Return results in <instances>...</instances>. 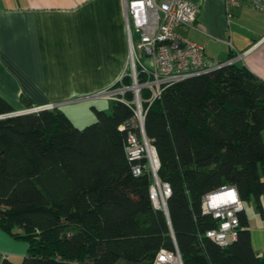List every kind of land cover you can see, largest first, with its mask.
Returning a JSON list of instances; mask_svg holds the SVG:
<instances>
[{
	"label": "trees",
	"instance_id": "trees-1",
	"mask_svg": "<svg viewBox=\"0 0 264 264\" xmlns=\"http://www.w3.org/2000/svg\"><path fill=\"white\" fill-rule=\"evenodd\" d=\"M113 86H132L128 69ZM151 95L139 90L157 178L170 188L167 216L150 200L149 173H132L146 161L125 155L130 129L119 128L134 117L133 91L116 94L109 113L93 108L83 128L58 108L7 117L16 109L0 96V229L27 244L20 263L0 264H151L174 243L183 264H264L244 209L262 213L264 202V81L234 62ZM20 103L36 107L24 96ZM226 186L243 211L236 241L221 247L204 235L217 223L201 200Z\"/></svg>",
	"mask_w": 264,
	"mask_h": 264
},
{
	"label": "crops",
	"instance_id": "crops-1",
	"mask_svg": "<svg viewBox=\"0 0 264 264\" xmlns=\"http://www.w3.org/2000/svg\"><path fill=\"white\" fill-rule=\"evenodd\" d=\"M190 1L199 8V30L181 27L177 34L201 46L211 61H234L264 81V12L242 5L229 16L222 0ZM123 5L124 0H0V96L15 109L22 96L36 107L102 98L109 113L111 99L94 95L118 83L128 68ZM260 177L264 182V167ZM258 214L262 224L255 240L247 218L252 247L263 254L264 202ZM26 253L24 241L0 229V263Z\"/></svg>",
	"mask_w": 264,
	"mask_h": 264
},
{
	"label": "built area",
	"instance_id": "built-area-1",
	"mask_svg": "<svg viewBox=\"0 0 264 264\" xmlns=\"http://www.w3.org/2000/svg\"><path fill=\"white\" fill-rule=\"evenodd\" d=\"M226 13L242 5H249L256 11L264 12V0H222ZM125 31L128 41V70L132 86L112 92H101L95 97H113L128 90L134 93V117L129 125L125 146L126 158L130 161H146L145 165L136 164L132 168L135 176L148 172L153 184L150 187V200L156 210L167 216L165 200L170 195L167 184L157 178L159 161L155 150L148 146L144 135V114L139 98L140 89H150L153 102L160 97L164 86L196 75L205 74L218 67L234 63L214 62L206 58L203 48L180 36L176 30L181 27L199 30L195 26L199 8L190 0H124ZM133 33L137 42L134 43ZM139 74L145 81L139 83ZM54 105L41 106L34 112L53 110ZM133 129L139 130L140 142ZM147 147L154 152L156 161L148 156ZM146 153V154H145ZM154 163V164H153ZM157 186V187H154ZM201 211L210 216L217 225L205 232V237L221 247L228 246L237 239L239 224L238 214L243 211V203L235 186L221 187L202 197ZM151 264H183L179 251L174 243V250H161Z\"/></svg>",
	"mask_w": 264,
	"mask_h": 264
},
{
	"label": "rangeland",
	"instance_id": "rangeland-1",
	"mask_svg": "<svg viewBox=\"0 0 264 264\" xmlns=\"http://www.w3.org/2000/svg\"><path fill=\"white\" fill-rule=\"evenodd\" d=\"M133 38H134V43H136L137 40H136V36L134 33H133ZM110 88L107 90V92H112V91H110ZM108 98L111 99V102L115 99L114 96L108 97ZM102 100H103L102 98H87V99H83L82 101L72 102L73 101L72 99H63L62 101H64V102H62V101H60V102H62L64 104H62L56 108L62 110L63 113L66 115V117L72 122V124L76 128H83V127L94 122L93 108H95L96 110H102L105 112H106V110H109V108L107 106L104 107L101 104ZM106 103H108V102L106 101ZM44 106H46V105H44ZM39 107H41V106H39ZM39 107H33L31 109H28V110H33V109L39 108ZM19 111H24L22 106L20 109H16V112H19ZM154 187H157V186L154 185ZM244 209H245L246 215L250 219V226L253 229V237H254L253 239L255 240L256 239V233H258V229L262 224V218L258 214V212L254 206L245 204ZM21 260H22V258L16 262H13V263H20Z\"/></svg>",
	"mask_w": 264,
	"mask_h": 264
},
{
	"label": "water",
	"instance_id": "water-1",
	"mask_svg": "<svg viewBox=\"0 0 264 264\" xmlns=\"http://www.w3.org/2000/svg\"><path fill=\"white\" fill-rule=\"evenodd\" d=\"M33 112H34L33 110H24V111L11 113L10 115H7V117H12V116H17V115H24V114H29V113H33ZM155 154H156V152H155Z\"/></svg>",
	"mask_w": 264,
	"mask_h": 264
},
{
	"label": "bare ground",
	"instance_id": "bare-ground-1",
	"mask_svg": "<svg viewBox=\"0 0 264 264\" xmlns=\"http://www.w3.org/2000/svg\"><path fill=\"white\" fill-rule=\"evenodd\" d=\"M147 153H148V156L153 160V162L156 161L154 160L156 159V157H154V152L149 147H147Z\"/></svg>",
	"mask_w": 264,
	"mask_h": 264
}]
</instances>
